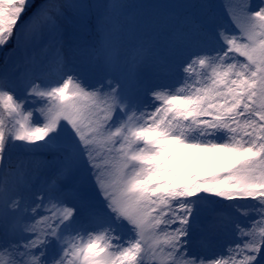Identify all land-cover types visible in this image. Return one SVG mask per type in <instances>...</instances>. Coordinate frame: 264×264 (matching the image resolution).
Listing matches in <instances>:
<instances>
[{
	"label": "snow or ice",
	"instance_id": "6c2138e0",
	"mask_svg": "<svg viewBox=\"0 0 264 264\" xmlns=\"http://www.w3.org/2000/svg\"><path fill=\"white\" fill-rule=\"evenodd\" d=\"M226 7L0 0V264H264V0Z\"/></svg>",
	"mask_w": 264,
	"mask_h": 264
},
{
	"label": "trees",
	"instance_id": "16d2710c",
	"mask_svg": "<svg viewBox=\"0 0 264 264\" xmlns=\"http://www.w3.org/2000/svg\"><path fill=\"white\" fill-rule=\"evenodd\" d=\"M145 2H147V0H145ZM254 3H259L260 0H253ZM211 3H213L216 7V10L218 13L220 14H226L227 13V3H228V0H211ZM11 43L8 45V48H11ZM11 55V53H7L6 50L4 51H0V60H3L5 55Z\"/></svg>",
	"mask_w": 264,
	"mask_h": 264
}]
</instances>
